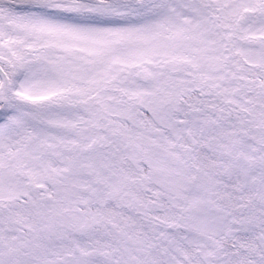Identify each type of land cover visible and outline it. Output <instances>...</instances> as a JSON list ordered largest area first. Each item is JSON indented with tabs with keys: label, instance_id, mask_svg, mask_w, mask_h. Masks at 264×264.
Returning a JSON list of instances; mask_svg holds the SVG:
<instances>
[{
	"label": "snow or ice",
	"instance_id": "6c2138e0",
	"mask_svg": "<svg viewBox=\"0 0 264 264\" xmlns=\"http://www.w3.org/2000/svg\"><path fill=\"white\" fill-rule=\"evenodd\" d=\"M0 264H264V0H0Z\"/></svg>",
	"mask_w": 264,
	"mask_h": 264
}]
</instances>
